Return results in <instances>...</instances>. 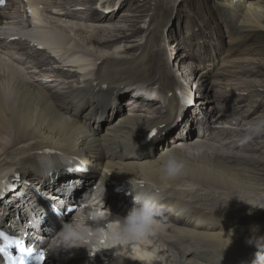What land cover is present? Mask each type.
<instances>
[{"label": "bare ground", "instance_id": "obj_1", "mask_svg": "<svg viewBox=\"0 0 264 264\" xmlns=\"http://www.w3.org/2000/svg\"><path fill=\"white\" fill-rule=\"evenodd\" d=\"M90 1L7 0L0 8V224L35 250L51 239V264H254L264 250V130H249L264 122V0H218L237 44L208 55L206 41L181 57L178 44L173 60V34L158 36L161 9L137 31L139 0ZM231 52L244 58L211 68ZM219 75L225 81L211 84ZM133 84L164 98L142 99L129 92ZM185 87L202 97L199 109L179 108L174 89ZM169 148L185 175L158 197L188 212L173 215L169 205L147 240L54 246L65 223L96 219L90 209L104 210L106 224L117 223L109 214L123 220L134 205L113 184L161 185L156 157ZM93 230L78 228L85 239Z\"/></svg>", "mask_w": 264, "mask_h": 264}, {"label": "rangeland", "instance_id": "obj_2", "mask_svg": "<svg viewBox=\"0 0 264 264\" xmlns=\"http://www.w3.org/2000/svg\"><path fill=\"white\" fill-rule=\"evenodd\" d=\"M94 1L95 0H93V2ZM235 1H239V0H235ZM93 2L90 1L89 3H93ZM164 2H167V3H164ZM138 3H140L143 6L142 8L144 9L143 10L144 16L141 17L139 22L136 24L135 28L138 27L137 31H140L141 27H144V28L148 27L150 19L153 18V15L156 13L155 11L156 9L159 8L162 10V12L160 13L159 19L161 21H165V24L159 30L160 32L158 36H163V37L166 36V39H168L167 35L173 34L172 37L170 36L169 42L167 41L169 45V48L167 50V55L178 44L180 47L179 57H181V55L194 52V50L201 51L197 48L200 45L207 46L205 44L206 41L210 43L209 46L206 47L208 51L207 53L208 55H210L213 51H215V49H218V50L221 49L223 51V50H226L229 46H233L237 44L236 38L239 36V33L237 32V30H234L233 26H231L230 21L225 16L223 9L220 3L218 2V0H178V1H175V0H139ZM172 3L174 4L176 3V5L173 6L171 5ZM129 5H130V2L125 4V6L127 7H129ZM98 21H99L98 18H95V19L92 18V23L90 24H96V22L97 24H99L100 21L99 23ZM246 34L249 36L248 38L253 37L249 33H246ZM125 35H122L121 37ZM140 35H142L141 37H145L144 30ZM259 37L260 39L264 40V36L259 35ZM75 39L77 40V42L81 41L79 36H76ZM172 44L173 46H171ZM213 47H214V50H213ZM260 49L262 51H260ZM257 52L260 55L262 52H264V47L262 45L259 46L257 49ZM174 53H173V57H174ZM165 56H166V52L165 54L162 55L161 58L164 59ZM240 57L244 58V56L234 55V53L232 52L230 54H224L223 56L220 55L218 60H216L215 62H212L214 66L211 68L212 69L215 68V70L220 69V66L225 61L233 60V59H240ZM206 63L208 62H204V64ZM199 64L204 66L203 63H198V65ZM261 69H260V73H263L264 72L263 68ZM224 81L225 80L222 79V77H220L219 75L217 76L216 79H212L211 84L221 83ZM259 84L260 83H257V85ZM220 86L223 87V85H220ZM215 90H217V88H214V91L211 97L209 98V100H214V101L217 100L216 97L214 96ZM201 99L202 97H199L196 100L195 105L191 106V109H196V108L199 109L201 107V101H202ZM124 109L126 110V107L123 106V110ZM178 120L179 119L173 118L170 121H168L163 126V129H165V132L169 128L174 126ZM210 123H211V126L216 125L215 120H211ZM242 125H244V123ZM258 153H260V151H258ZM59 157H62L65 159L73 158L71 156L64 155V154H60ZM60 160H63V159H60Z\"/></svg>", "mask_w": 264, "mask_h": 264}, {"label": "clouds", "instance_id": "obj_3", "mask_svg": "<svg viewBox=\"0 0 264 264\" xmlns=\"http://www.w3.org/2000/svg\"><path fill=\"white\" fill-rule=\"evenodd\" d=\"M264 130V122L253 125L251 133ZM246 139L248 137H245ZM161 185L153 186L149 192L141 190V196H135V204L128 215L119 222L114 238L120 243L129 241L147 240L161 231L159 217L163 215L164 208L159 203L158 195L162 187L168 182L175 181L185 175V162L177 159L172 149H165L156 157ZM82 219L65 223L55 237L54 246L76 248L81 245V235L78 231ZM102 231V230H101ZM250 243V241H249ZM253 244V243H250ZM254 264H264V250L259 249Z\"/></svg>", "mask_w": 264, "mask_h": 264}, {"label": "snow or ice", "instance_id": "obj_4", "mask_svg": "<svg viewBox=\"0 0 264 264\" xmlns=\"http://www.w3.org/2000/svg\"><path fill=\"white\" fill-rule=\"evenodd\" d=\"M153 135H155V133H153ZM0 239L6 240L9 243H17V244L20 243V241L9 240V238L5 236L3 233H0ZM0 251H2V249H0ZM25 256L31 258V260L36 262V264H45L46 261L45 253L43 251L33 253L30 249L22 248L20 251L19 264H25Z\"/></svg>", "mask_w": 264, "mask_h": 264}]
</instances>
